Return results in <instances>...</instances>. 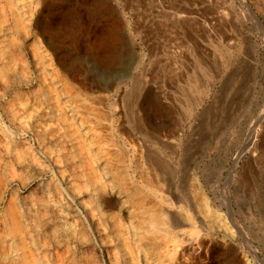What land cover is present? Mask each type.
<instances>
[{"label": "rangeland", "instance_id": "1", "mask_svg": "<svg viewBox=\"0 0 264 264\" xmlns=\"http://www.w3.org/2000/svg\"><path fill=\"white\" fill-rule=\"evenodd\" d=\"M240 2L111 0L100 12L105 3L97 0H0V239L14 240L12 262L124 263L109 213L136 208L117 197L106 175L104 143L125 158L121 166L145 204L164 185L145 161L154 152L170 161L182 199L208 205L209 224L217 223L211 230L185 226L169 244L170 258L264 264V0ZM35 19L54 26L51 44ZM76 72L81 80L72 78ZM100 92L110 99L100 101ZM97 120L112 121L113 129ZM151 133L173 152L145 139ZM92 159L120 203L115 209L92 188ZM187 177L198 179V193ZM134 218L123 214L120 221L130 231ZM16 225L27 233L25 251L15 248Z\"/></svg>", "mask_w": 264, "mask_h": 264}, {"label": "bare ground", "instance_id": "2", "mask_svg": "<svg viewBox=\"0 0 264 264\" xmlns=\"http://www.w3.org/2000/svg\"><path fill=\"white\" fill-rule=\"evenodd\" d=\"M240 1H241L240 3H241L242 7H248L247 0H240ZM97 2H101V4L105 3V5H100V7H97L100 10V12L101 11L106 12V11H109L111 9V7H110L112 5L111 0H97ZM13 8L12 9L10 8V10H12V14L14 12V15H15L14 17H15V20L18 24V23H20V19L18 17L19 11L16 12L15 11L16 9L14 10ZM178 18H180V17H178ZM189 19H190V17H189ZM21 20H22V18H21ZM40 21H41L40 19L36 20L37 28L42 33L44 39L48 43L51 44L53 41L52 40V38H53L52 32H53L54 26H52L49 23L40 24ZM228 42H229V40H228ZM228 44H230V43H228ZM231 49H232V47H231ZM228 50H229V48H228ZM71 76L73 79L81 80L80 79L81 75L77 72L72 73ZM90 87H91L92 93L94 91L98 92V90L100 89L99 85H93L92 84V86H90ZM106 90L107 89H105L104 91H106ZM94 94H96V93H94ZM100 94H102V93L100 92ZM99 98H100V101L104 102V101H108L110 99V96L108 94H104V95L102 94V96L100 95ZM99 105H98V107H99ZM92 107L93 106H91L89 108H92ZM85 110H87V108H85ZM100 110H101V108H99V111ZM91 111H96V109H92V110L90 109L89 112H91ZM262 113H264V112L262 111ZM96 114H97V112H96ZM101 114H103V113H101ZM261 116H263V115H261ZM104 117H105V115H104ZM104 117H103V120H105ZM100 118H101V116H100ZM262 119H263V117H261V118L259 117V119H258V121H260L259 124H261ZM60 120H62L64 123H69V121H71L73 123V124H71L72 127H73V125H75L74 119H72V120L70 119L68 121V119L64 115L60 116ZM105 122L106 123H103V125H102V122L97 120L98 125H100L104 128H105V126H107L108 129L112 128V126H113L112 121L110 123L107 121H105ZM72 127H70V128H72ZM96 127L99 128L98 126H96ZM259 131H260V128H259ZM259 133L257 131V134L255 135L256 138L258 137ZM72 134H74V133H72ZM144 135H145V133H144ZM145 139H148L151 143L158 145L160 149L165 147V148L169 149L170 152H173V149L171 147L165 146L166 144L164 143V141L166 139L164 140V137L162 138V135H160L159 133H158V135L156 133H151V136L148 135V137ZM106 145L104 143H102V147H101V152L103 153V154L102 153L101 154L103 155V158L105 161V171L107 172L106 175L107 176L109 175L110 179L116 183V186L118 187V195H119V196L117 195V197L122 198L123 203H126L125 201L130 200L133 207L136 208L135 211H133V213H132L131 210H133V208L130 210V212H128L129 210L124 211L125 208H123L124 207L123 206V207H121L122 208L121 212H124L123 214H125V215L129 214V216H133V218L134 217L138 218V219H136L135 222L134 221L131 222V227H130L131 230L128 231V229L125 227L126 223L123 224V222L121 223V221H120V216H123L122 213L120 214V216H118L112 212L109 213V217L111 220L110 230L112 231L113 237L115 238V240H117L118 245H117L116 249L118 248V250H120V252H121V256L123 257V261H124L123 264H154V263L155 264H183V263H185L186 259L183 255V253H181L177 257V255L174 254L176 251H174V252L172 251L174 254V257H177V258L173 259V258L169 257V254H168L169 253L168 248L170 247L169 244L172 241L174 242L175 239H177L179 236H184V234H186L187 230L185 229V226L197 228L198 225L204 224V225H206V227L209 230H211L213 228V226L217 223V221H213V223L209 224L208 220H210V219H209V213H208L209 211L207 210L208 205L202 207V204H200V202H198V201H197L198 203L196 201H194L190 197V195L187 196V198L182 199L178 195V193H176L177 191L173 190L174 189L173 188V186H174L173 180L175 178L171 175L174 172L172 170V165H171L170 161L164 156V154H162V153H157V154L155 153L154 154V152L153 153L146 152V154L144 156L145 161H146V163L150 169L151 174L157 178V179L155 178L156 179L155 181L157 182V180L159 179V180H161L159 182L163 183L164 185H162V187H161L162 188L161 192L154 191V193H153L151 191L153 194L151 193L152 194V195H150L151 197L148 196V199L150 197V200L147 201V203H146L147 205H146L145 201H143L144 200L143 198H142L143 200L138 199L140 196H142V194L135 187L136 185L134 183V178L131 175H128L129 171H127V169L125 170L126 166L125 167L121 166V163H124L123 165H126L125 164L126 163L125 158L121 159L120 157H118L119 154L117 156H115L114 153L111 154L110 153L112 151L111 149H110V152H108L107 150H109V149L106 147ZM256 146H257L258 150H260L263 147L262 144H260V145L257 144ZM76 147H82V146L79 145ZM243 151H245V150H243ZM245 152L246 153L243 152V155L247 154V151H245ZM243 155H241L238 158V161L244 157ZM94 157L92 156L91 158H94ZM257 158H256V161L258 162L259 159H257ZM92 160L93 161L90 162L92 164H90L88 167V169L90 171L87 172L88 174L90 173L93 176V183H91L93 186L92 188H93L97 198L103 203V205L105 207L109 208L110 210L115 209L119 206L120 203H118L117 200H116V202H115V200H112V198L114 196L116 197V195L114 194L113 191H111V189H109L108 185H110V184L107 185V180L105 178V175L104 176H100V174H98V176L96 175L97 172L96 173L94 172V167H93L94 159H92ZM100 162H102V160ZM105 171H103V172H105ZM88 176H91V175H88ZM152 182H154V181H152ZM188 184H189L191 189H193L194 191H197V193H198V190L200 189V182L198 181V179L196 177L195 178L189 177L188 178ZM132 186H134L135 188L134 187L131 188ZM193 190H192V192H193ZM144 195H145V193H144ZM148 205H149V207H147ZM121 206H122V204H121ZM145 215H147V216L149 215V217H147ZM157 217L163 218L164 223L166 224V227H165L166 228V230H165L166 234H164L165 232L162 233L163 230L161 231L159 229L158 226L160 224H158L159 220H157L158 219ZM107 220H105V221H107ZM22 226H23V224L21 225V227ZM15 227H16V231H17L16 235L18 233H20V237H21V239L19 238L20 242H17L18 244H15V248H16V250L23 248L25 251L27 248L26 244L28 242L27 241V237H28L27 233H26V231H23L19 225H16ZM14 231H15V229H14ZM170 235H171V237H170ZM192 236H194V235L192 234ZM194 238L195 237H192V239H188L186 241V246L191 244ZM198 238L196 239V241L198 240ZM205 239H207V238H205ZM181 240H182V238H181ZM0 241H2L1 243L3 246L2 248L0 247L1 252L3 253L2 261H0V262H2L3 264H13L14 262H12L13 260L11 258L10 252L13 250L15 251V249H13L14 247L12 248V246H14V243L11 244V242H14V240L9 242V240H7L6 238H2V239H0ZM194 244H195V242H194ZM179 245H180V242H179ZM175 246H176L175 248H177V245H175ZM183 247H185L184 244H183ZM21 254H22V252H21ZM173 254H170V255H173ZM28 256H29V254L27 255V257ZM118 257H119V255H118ZM17 260H20V259H17ZM28 260H30V259H28ZM14 264H19V263H17V261H16V263H14Z\"/></svg>", "mask_w": 264, "mask_h": 264}, {"label": "water", "instance_id": "3", "mask_svg": "<svg viewBox=\"0 0 264 264\" xmlns=\"http://www.w3.org/2000/svg\"><path fill=\"white\" fill-rule=\"evenodd\" d=\"M258 119H259V118H258ZM258 119H257V121H258ZM257 121H256V122H257ZM234 167H235V166H234Z\"/></svg>", "mask_w": 264, "mask_h": 264}]
</instances>
